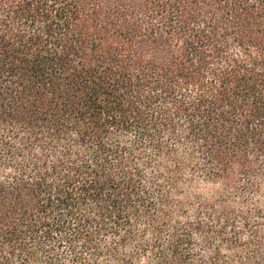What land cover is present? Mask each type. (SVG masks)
Returning <instances> with one entry per match:
<instances>
[{"label":"trees","instance_id":"1","mask_svg":"<svg viewBox=\"0 0 264 264\" xmlns=\"http://www.w3.org/2000/svg\"><path fill=\"white\" fill-rule=\"evenodd\" d=\"M0 264H264V0H0Z\"/></svg>","mask_w":264,"mask_h":264}]
</instances>
